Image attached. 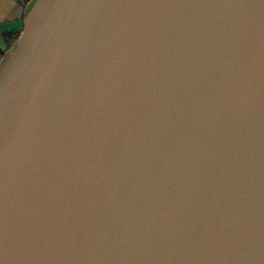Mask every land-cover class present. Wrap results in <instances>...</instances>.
I'll return each instance as SVG.
<instances>
[{"label": "water", "instance_id": "95a60500", "mask_svg": "<svg viewBox=\"0 0 264 264\" xmlns=\"http://www.w3.org/2000/svg\"><path fill=\"white\" fill-rule=\"evenodd\" d=\"M0 264H264V0H36Z\"/></svg>", "mask_w": 264, "mask_h": 264}, {"label": "crops", "instance_id": "0c3cea01", "mask_svg": "<svg viewBox=\"0 0 264 264\" xmlns=\"http://www.w3.org/2000/svg\"><path fill=\"white\" fill-rule=\"evenodd\" d=\"M35 2L36 0H0V49L6 51L5 59L16 47L19 37L24 30L26 17ZM6 34L14 36V41H9L12 42V45H10L11 43L7 45ZM9 45L10 48L7 51Z\"/></svg>", "mask_w": 264, "mask_h": 264}, {"label": "trees", "instance_id": "16d2710c", "mask_svg": "<svg viewBox=\"0 0 264 264\" xmlns=\"http://www.w3.org/2000/svg\"><path fill=\"white\" fill-rule=\"evenodd\" d=\"M6 36H7V41H6V43H7V45L9 44V43H11L10 45H12V42L14 41L13 40V38H14V36H12V34H6ZM12 39H11V38ZM12 41V42H9V41ZM10 45L8 46V48H7V51L9 50V48H10ZM5 53H6V51H3V50H1L0 49V67L3 65V63L6 61V57H5ZM5 57V58H4Z\"/></svg>", "mask_w": 264, "mask_h": 264}]
</instances>
